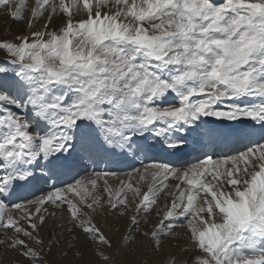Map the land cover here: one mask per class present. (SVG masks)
Returning a JSON list of instances; mask_svg holds the SVG:
<instances>
[{
    "label": "snow or ice",
    "instance_id": "obj_1",
    "mask_svg": "<svg viewBox=\"0 0 264 264\" xmlns=\"http://www.w3.org/2000/svg\"><path fill=\"white\" fill-rule=\"evenodd\" d=\"M0 11L2 264H264V0Z\"/></svg>",
    "mask_w": 264,
    "mask_h": 264
},
{
    "label": "rangeland",
    "instance_id": "obj_2",
    "mask_svg": "<svg viewBox=\"0 0 264 264\" xmlns=\"http://www.w3.org/2000/svg\"><path fill=\"white\" fill-rule=\"evenodd\" d=\"M26 2L31 5L33 0H26ZM22 30V26H17L14 21L7 15L6 11H0V37L7 36L8 38H11V36H14L17 32ZM4 54L0 53V60H3ZM146 163L149 161H145ZM139 166V165H137ZM45 189H47L48 185H41ZM0 255H3L0 253ZM55 258L58 261H61V264H69V262L72 260V257L69 256L68 260H63V258L59 255V253L56 254ZM2 264V262H0Z\"/></svg>",
    "mask_w": 264,
    "mask_h": 264
},
{
    "label": "bare ground",
    "instance_id": "obj_3",
    "mask_svg": "<svg viewBox=\"0 0 264 264\" xmlns=\"http://www.w3.org/2000/svg\"><path fill=\"white\" fill-rule=\"evenodd\" d=\"M156 158H158V159H160V160H165V159H167V158H169V157H167L165 154H163V153H155V154H153ZM137 165H139V164H137Z\"/></svg>",
    "mask_w": 264,
    "mask_h": 264
}]
</instances>
